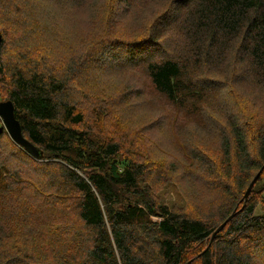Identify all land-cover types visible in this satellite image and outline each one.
Listing matches in <instances>:
<instances>
[{
    "label": "trees",
    "instance_id": "1",
    "mask_svg": "<svg viewBox=\"0 0 264 264\" xmlns=\"http://www.w3.org/2000/svg\"><path fill=\"white\" fill-rule=\"evenodd\" d=\"M63 1L0 0V101H13L23 135L43 151V156L57 159L52 163L59 165L63 177L51 184L50 195L76 198L79 226L87 237L71 242L49 238L45 244L34 240L23 244L14 237L21 229L14 225L18 217H7L3 213L5 207L0 205V264H254L249 246L256 244L264 249V168L248 198L244 195L264 166V117L257 101L264 94V0H155L162 10L153 18L143 39L145 43L141 47L127 45L128 58L132 60L147 49L166 46L162 42L168 41L171 24L181 22L184 26L187 14L192 22L184 28L190 34L193 26L194 30L207 31L210 48L199 62L201 69H205L211 49L219 48L216 58L220 61L222 38L232 37L238 43L234 56L239 65L229 66L226 76L207 69L210 77H196L201 86L210 87L213 93L220 79L238 70L242 71L237 77L241 76L247 70L242 68L244 56L250 58L245 74L255 77L248 82L253 100L244 103L242 119L236 112L229 113L228 135L221 142L227 168L223 174L234 181L235 190L231 192L235 195L227 209L212 221L162 203L149 182L148 161L130 157L132 154L123 151L119 141L96 137L92 129L83 126L84 114L74 111L67 96L73 77L78 69L83 70L85 61L69 63L66 68L71 71L66 70L62 76H52L39 67L27 72L21 69L19 63H25L26 53L41 66L44 61L50 62V57L57 59L50 51L63 59L78 49L73 34L79 16L72 5ZM120 2L126 4L131 0ZM18 26L21 32L16 31ZM7 33L11 36L10 47L2 56ZM22 36L25 40L18 44ZM32 37L45 46L39 45L35 51ZM56 62L59 64L58 59ZM147 69L156 88L177 104L196 86L197 81L182 79L185 88L178 89L184 66L176 59L147 62ZM6 75L11 80L7 89L6 83L2 84ZM1 87L6 98H2ZM230 87L232 92L236 91L234 83ZM3 123L0 117V126ZM253 126L255 156L249 144L248 127ZM6 131L2 125L0 137L7 135ZM14 149L26 151L16 142ZM35 164L41 174L46 164ZM19 176L18 168L13 173L4 168L0 182L15 184ZM228 179L223 188L231 187ZM3 193L0 191V195ZM233 212L231 220L212 238ZM69 226L73 228L66 224L63 229L69 232ZM44 247L45 253L52 250L50 262L38 257V253H44Z\"/></svg>",
    "mask_w": 264,
    "mask_h": 264
},
{
    "label": "rangeland",
    "instance_id": "2",
    "mask_svg": "<svg viewBox=\"0 0 264 264\" xmlns=\"http://www.w3.org/2000/svg\"><path fill=\"white\" fill-rule=\"evenodd\" d=\"M64 2L72 5L79 16L73 34L78 49L63 59L50 51L59 64L57 59L50 57V62L44 61L41 66L26 53L23 56L25 63H19L21 69L26 71L39 67L52 76H62L66 70L71 71L66 68L69 63L85 61L83 70L78 69L73 77L67 96L74 111L84 114L83 126L92 129L96 137L119 141L123 151L132 154L130 157L148 161L151 171L149 182L162 203L184 210L193 217L216 220L233 202L235 195L231 192L235 190L234 181L223 174L227 168L223 164L221 142L224 135H228L229 113L236 112L242 119L246 111L244 103L253 100L248 82H253L255 77L245 74L249 56H244L242 63V68L247 70L239 77L237 74L242 70L220 79L213 93L210 87L201 86L200 78L196 77H210L207 69L215 75L226 76L229 66L239 65L234 56L238 43L232 37L224 35L222 38V59L217 60L219 48L215 46L208 53L210 58L206 68L201 69L200 59L210 48L207 31L194 30L193 26L190 34L184 26L189 25L192 19L185 14L184 26L181 22L171 24L170 37L162 42L166 46L147 49L132 60L128 58V49L145 43L143 39L153 18L162 10L160 3L155 0H131L126 4L120 0ZM16 31L21 32V27H16ZM10 38V33H7L2 56L4 51H9ZM24 40L22 36L18 44ZM31 40L35 51L39 50V45L45 46L33 37ZM45 42L50 44V41ZM168 58L176 59L184 66L178 89L185 88L182 79L192 83L197 81L195 88L180 100V104L156 88L147 69V62ZM8 75L2 83H6L5 89L11 85ZM232 83L236 86L235 92L231 91ZM220 86L224 88L221 90ZM1 88L2 98H6L5 89ZM257 101L264 117V94ZM2 125L7 130L4 123ZM253 128L248 127L249 144L255 156ZM6 132L7 135L0 137V171L5 168L13 173L18 168L20 176L15 184L0 182V191L5 192L0 195V205L5 207L3 213L7 217H18L14 225L21 229L16 231V241L29 244L34 240L45 244L49 238L63 242L84 240L87 236L79 226L76 198L50 195L51 184L63 177L59 165L52 163L57 159L46 156L34 158L27 149L28 153L15 151V141ZM35 162L46 164L41 174H38ZM223 178L232 184L228 189L223 188V182L227 181ZM67 188L71 187L68 185ZM53 203L57 205L52 206ZM21 205L24 208L20 209ZM66 224L73 226H69V232L63 229ZM46 250L44 247V253L37 252L38 257L41 261L50 262L52 250L45 253ZM248 251L253 255L254 264H264V249L251 244Z\"/></svg>",
    "mask_w": 264,
    "mask_h": 264
},
{
    "label": "water",
    "instance_id": "3",
    "mask_svg": "<svg viewBox=\"0 0 264 264\" xmlns=\"http://www.w3.org/2000/svg\"><path fill=\"white\" fill-rule=\"evenodd\" d=\"M2 42V33L0 31V44ZM0 115L2 116L4 125L6 129L8 130L9 134L13 138V140L22 145L25 149H27L35 158H41L43 156V151L40 150L37 146H35L30 140H28L22 133V127L20 124V121L16 118L15 115V106L13 101H0ZM262 169L257 173V175L254 177V179L251 181L244 198L247 199L251 189L256 182L257 178L260 176ZM235 215V212H233L214 232L213 237L221 231L227 224L229 220ZM191 261H189L187 264H189Z\"/></svg>",
    "mask_w": 264,
    "mask_h": 264
}]
</instances>
